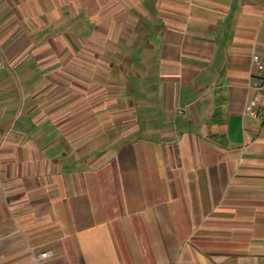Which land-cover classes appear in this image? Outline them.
<instances>
[{"label": "crops", "instance_id": "obj_1", "mask_svg": "<svg viewBox=\"0 0 264 264\" xmlns=\"http://www.w3.org/2000/svg\"><path fill=\"white\" fill-rule=\"evenodd\" d=\"M0 57V264H264V0H0Z\"/></svg>", "mask_w": 264, "mask_h": 264}, {"label": "built area", "instance_id": "obj_2", "mask_svg": "<svg viewBox=\"0 0 264 264\" xmlns=\"http://www.w3.org/2000/svg\"><path fill=\"white\" fill-rule=\"evenodd\" d=\"M260 58L257 55H253L251 58L252 65H258ZM8 69V64L4 62L0 57V72ZM247 90L250 94L251 99L256 102H264V81L249 82L247 84ZM255 116V113H252ZM51 257L50 252H44L36 257V260H43Z\"/></svg>", "mask_w": 264, "mask_h": 264}]
</instances>
